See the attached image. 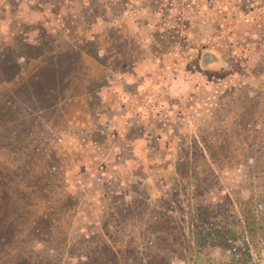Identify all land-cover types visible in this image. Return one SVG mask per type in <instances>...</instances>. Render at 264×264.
Instances as JSON below:
<instances>
[{
  "label": "trees",
  "instance_id": "trees-1",
  "mask_svg": "<svg viewBox=\"0 0 264 264\" xmlns=\"http://www.w3.org/2000/svg\"><path fill=\"white\" fill-rule=\"evenodd\" d=\"M52 1L3 5H16L15 16H38L28 25L35 36L21 30L0 41V264H60L58 256L40 257L29 242L70 247L68 237L55 238L68 234L67 217L80 212L84 217V201L67 189V169L42 139L79 101L66 99L68 89L75 96L81 84V116L89 119L105 81L145 70L147 78L200 72L230 83L216 98L212 121L191 136L203 165L197 170L189 159L170 170L162 202L151 203V185L131 170L130 177L101 182L96 189L101 214L87 253L97 264L122 256L133 264H261L264 0H60L58 14L64 9V15L81 16V49L80 42L51 43ZM90 130L98 133V124ZM135 140L124 139L128 150L120 142L124 162L134 157ZM236 168L245 179L244 196L232 189L215 204L202 194V185L191 184ZM125 227L132 236L121 244Z\"/></svg>",
  "mask_w": 264,
  "mask_h": 264
},
{
  "label": "rangeland",
  "instance_id": "rangeland-1",
  "mask_svg": "<svg viewBox=\"0 0 264 264\" xmlns=\"http://www.w3.org/2000/svg\"><path fill=\"white\" fill-rule=\"evenodd\" d=\"M59 1L53 0L49 4L51 11L54 12L47 15L54 24L55 36L51 43L70 47L75 46V42H80L78 49H81V16H77L75 12L76 15H71L72 12L69 11L64 15V9L61 11L62 14L61 12L58 14L59 7L63 5ZM3 5L4 0H0L1 42H8L13 32L21 30L23 35L35 36L37 30L29 29L28 25L37 19V13L27 12L25 16L21 13V16H15L16 5L10 7ZM25 7L27 8L22 5L21 8ZM65 29L67 32L60 34ZM235 29L238 30L237 27ZM145 71L134 75L117 73L110 83L105 81L101 92L93 98L99 105L91 110L92 115L89 119L81 116V84L75 96L71 95L68 89L66 99L71 100L75 97L74 99L79 101L72 107L69 106L64 113V121L58 122L56 127L42 134L44 144L47 143L53 154L55 152L58 154L55 153L58 162L62 160L67 169L65 174L67 189L79 193L81 201H84L81 206L85 210L84 217H81L82 212L67 217L70 221L68 234L55 238L57 242H62L68 237L70 247L68 244L63 245L64 247L57 246L58 248L41 244L36 246L34 241L29 242L28 245L34 246L40 257L58 256L60 264H65L66 260L72 264H97L95 262L97 257L94 258L87 252H90L93 244V232L97 230L94 222L101 214L96 189L104 180L115 175L130 177L128 172L131 170L147 179L153 192L151 203L159 204L157 199L163 201L161 195L166 198V180L170 170L179 165L178 163L184 162L183 160L189 159L197 170L203 165L202 160L199 161L200 154L192 145L191 136L193 134L195 136L197 130L211 120L212 111L217 106L216 98L228 88L230 82L200 72L181 74L173 77V80L170 77L161 78L163 73L160 77L147 78L143 77ZM76 80L81 83V67L78 69ZM63 100L65 101V98ZM94 122L99 126L98 133L90 130ZM85 135L87 138L83 140ZM126 137L136 139L134 144L137 150L132 159L124 162L123 156H119L118 151L121 149L118 146ZM154 143L157 146H154ZM125 144L123 142L122 149L128 150L126 148L129 143ZM240 176L241 168H236L229 172L222 171L210 175L206 182L204 178L200 180L198 178L200 183L191 184L198 187L202 185L204 187L201 190L202 194L207 199L214 200L213 203L216 204L225 199L224 192L232 189L239 193L238 197L244 196V187L241 185L245 179ZM131 177L137 178V175ZM87 201L89 204H86ZM125 228V232L119 236L121 244L130 241L132 236L127 227ZM255 256L257 259L260 257ZM124 258V256L114 258L112 264H133ZM171 264L193 263L177 260ZM261 264H264V258Z\"/></svg>",
  "mask_w": 264,
  "mask_h": 264
}]
</instances>
